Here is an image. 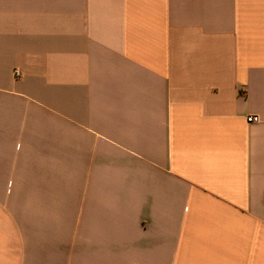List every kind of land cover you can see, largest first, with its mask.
Returning a JSON list of instances; mask_svg holds the SVG:
<instances>
[{"label":"crops","instance_id":"crops-1","mask_svg":"<svg viewBox=\"0 0 264 264\" xmlns=\"http://www.w3.org/2000/svg\"><path fill=\"white\" fill-rule=\"evenodd\" d=\"M0 264H264V0H0Z\"/></svg>","mask_w":264,"mask_h":264},{"label":"built area","instance_id":"built-area-1","mask_svg":"<svg viewBox=\"0 0 264 264\" xmlns=\"http://www.w3.org/2000/svg\"><path fill=\"white\" fill-rule=\"evenodd\" d=\"M20 71H16L15 72V75L16 76H20ZM261 121V118L259 117V116H256V115H254V116H249L248 118H247V122L248 123H259Z\"/></svg>","mask_w":264,"mask_h":264}]
</instances>
